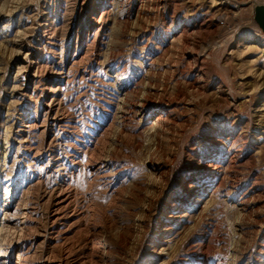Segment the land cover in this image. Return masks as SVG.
Wrapping results in <instances>:
<instances>
[{"label": "rangeland", "instance_id": "obj_1", "mask_svg": "<svg viewBox=\"0 0 264 264\" xmlns=\"http://www.w3.org/2000/svg\"><path fill=\"white\" fill-rule=\"evenodd\" d=\"M259 3L0 0V264H264Z\"/></svg>", "mask_w": 264, "mask_h": 264}, {"label": "water", "instance_id": "obj_2", "mask_svg": "<svg viewBox=\"0 0 264 264\" xmlns=\"http://www.w3.org/2000/svg\"><path fill=\"white\" fill-rule=\"evenodd\" d=\"M253 18L258 27L264 32V4H255L253 7Z\"/></svg>", "mask_w": 264, "mask_h": 264}, {"label": "built area", "instance_id": "obj_3", "mask_svg": "<svg viewBox=\"0 0 264 264\" xmlns=\"http://www.w3.org/2000/svg\"><path fill=\"white\" fill-rule=\"evenodd\" d=\"M231 4L243 5L248 2V0H228Z\"/></svg>", "mask_w": 264, "mask_h": 264}, {"label": "bare ground", "instance_id": "obj_4", "mask_svg": "<svg viewBox=\"0 0 264 264\" xmlns=\"http://www.w3.org/2000/svg\"><path fill=\"white\" fill-rule=\"evenodd\" d=\"M243 9V8H242ZM244 10V9H243ZM245 11V10H244ZM95 252H102L101 249L94 250Z\"/></svg>", "mask_w": 264, "mask_h": 264}]
</instances>
